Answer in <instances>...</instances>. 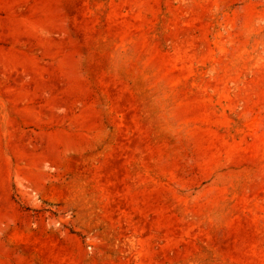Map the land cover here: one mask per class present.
Wrapping results in <instances>:
<instances>
[{"label":"rangeland","instance_id":"obj_1","mask_svg":"<svg viewBox=\"0 0 264 264\" xmlns=\"http://www.w3.org/2000/svg\"><path fill=\"white\" fill-rule=\"evenodd\" d=\"M0 264H264V0H0Z\"/></svg>","mask_w":264,"mask_h":264}]
</instances>
